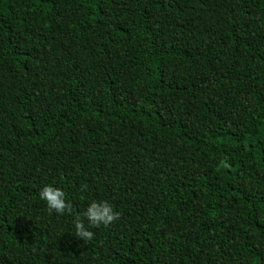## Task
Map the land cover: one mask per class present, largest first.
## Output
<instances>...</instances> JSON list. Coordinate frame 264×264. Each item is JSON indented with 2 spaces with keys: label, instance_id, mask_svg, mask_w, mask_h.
Segmentation results:
<instances>
[{
  "label": "trees",
  "instance_id": "obj_1",
  "mask_svg": "<svg viewBox=\"0 0 264 264\" xmlns=\"http://www.w3.org/2000/svg\"><path fill=\"white\" fill-rule=\"evenodd\" d=\"M0 264H264V0H0Z\"/></svg>",
  "mask_w": 264,
  "mask_h": 264
},
{
  "label": "clouds",
  "instance_id": "obj_2",
  "mask_svg": "<svg viewBox=\"0 0 264 264\" xmlns=\"http://www.w3.org/2000/svg\"><path fill=\"white\" fill-rule=\"evenodd\" d=\"M39 197L46 203L49 214H73V206L63 190L48 185L40 190ZM120 218V213L107 201H93L81 215L75 217V236L83 241H91L94 237V233L89 230L91 227H108Z\"/></svg>",
  "mask_w": 264,
  "mask_h": 264
}]
</instances>
